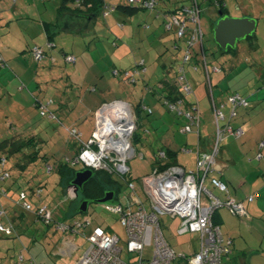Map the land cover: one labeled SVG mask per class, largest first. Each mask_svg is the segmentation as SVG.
<instances>
[{
	"label": "rangeland",
	"instance_id": "rangeland-1",
	"mask_svg": "<svg viewBox=\"0 0 264 264\" xmlns=\"http://www.w3.org/2000/svg\"><path fill=\"white\" fill-rule=\"evenodd\" d=\"M24 1H27V5L23 9L19 8ZM62 1L20 0L16 5V11L24 14L25 18L14 20L15 18L12 17L13 23L28 22L31 28L17 25L10 34H6L8 32L6 28L0 30L1 41L4 40L3 34H6L5 37L11 40V46H25L13 58L6 56L9 60L8 65L0 64V84L7 91L6 94L0 93V144L12 138L25 142V145L16 152H12L11 144L0 150L2 156L7 158V166L0 165V171L9 170L12 177L7 181L9 183L16 181V186L25 188L35 205L48 206L52 210L54 224L56 221L92 219L91 224L83 228L80 234L71 237L73 243L78 246L71 259L75 260L80 255L83 256L89 247L84 233H90L93 227L100 225L121 237L120 244L124 248L123 258L126 261L133 260L134 254L126 252L127 233L118 214L111 213L103 203L96 202H91L86 213L76 212L74 208L77 209L82 197L79 192L76 194L75 190H72L71 184L62 185L59 168L67 164L68 160L76 158L82 143V137L80 136L81 140L75 138L69 128H79L83 133V141L88 142L92 138L96 122L89 103L96 102L99 95H103L108 102L122 98L132 106L137 104L144 108L140 116L141 126L135 133L137 139L132 140L136 154L128 161L138 186L142 183L141 178L153 173L157 166L155 160L160 157V150L169 148L168 141H172L171 145L176 148L186 145L193 148L198 139L195 133H184L180 130L187 123L186 118H179L180 122L173 121L176 112L168 110L166 101L163 103L164 106L162 105L157 99L160 97L159 93H156L155 97L149 93L150 89L144 86V79L150 81L152 78L157 80L164 77L163 70L167 62L173 60L178 63L183 62L186 54L185 42L182 43L181 48L175 46V35L165 26L162 7L168 4L167 9L175 10L176 7L190 5L192 0H159L157 9L153 11L141 9L135 14H127L117 9L106 16L105 8L100 6L94 11L92 19L85 14L70 16L67 18L70 22L60 19L58 28H54L56 34L51 32V39L54 41L52 42L57 44L52 47L48 43L50 37L44 32V27L47 22H59L57 20ZM104 1L110 6L117 4L132 6L128 0ZM225 1L227 2L225 14H230L232 17L252 16L259 24L253 35L238 42L237 49L230 48L223 53L214 38V23L221 16L220 8L215 0H198L202 5L201 26L204 30V47L210 63L213 95L216 97L218 107L228 103V94L230 95L231 92L238 91L246 95L249 85L264 80V0ZM14 13L11 11L10 16ZM66 23L70 24L68 28L64 27ZM188 38L187 35L184 39L188 40ZM39 45L47 50L45 58L40 60L34 55V50ZM5 48L6 46H0L4 55ZM192 50L197 56L195 62L199 70L194 71L192 63L185 64V73L188 74L194 88V92L188 97L191 101L195 96L200 100L201 136L204 139L208 135L210 137H214L215 133L217 135L218 122L215 120L212 108L208 74L204 64L199 62L203 58L201 44H197ZM63 52L75 55L78 62L68 63ZM143 59L146 70L142 73L139 69V73L135 75L138 78L137 83H131L125 77L114 75L115 69L131 70L133 64ZM214 64L223 66V73L213 71ZM174 74L175 70L168 76L174 78L176 77ZM154 79L152 84L156 81ZM99 81L102 87L99 86L97 93L92 90L89 92V88L97 87ZM144 88L148 90L147 99H144ZM35 102L40 105L37 106ZM147 108H150L153 114H149ZM222 108L228 116L229 110L233 107L228 103ZM43 110L46 115L42 114ZM165 117L170 119L166 120ZM164 126L167 129L165 131ZM31 136L36 139L28 143ZM226 139L221 142V148L224 147ZM33 153L38 154L35 159L30 156ZM18 164H23L22 170ZM50 166H53V169H50ZM81 168L83 165L79 163L75 169ZM112 180L118 184L116 190L118 201L126 204L128 193L126 182L117 175H113ZM16 186H13L10 194L12 200L2 202L8 207L9 218L15 223L16 230L10 236L0 231V261L3 260L7 264H11L12 261L13 264H32L30 260L35 258L39 262L40 259H44L50 264H62V258L56 263L53 256L55 252L50 247L54 245L53 242L61 238V234L54 232V228L49 229L45 221L38 220L33 211L27 212L17 206L15 202L19 197L17 192L19 187ZM39 186L43 187L41 197L33 193V189ZM214 193L221 197L215 191ZM139 194L145 205L149 207L150 201L146 195L142 192ZM203 198L206 199V195ZM0 222L6 226L10 224L7 216L2 217ZM161 224L165 238L178 255L174 264H188L181 260L179 254H192L191 246L198 240L196 234L190 232L179 234L181 228L179 217L162 215ZM26 248L29 252L25 250ZM153 248L154 246L151 245L144 250L146 259L152 258ZM21 254L27 259L20 261ZM63 258V263H71L70 256Z\"/></svg>",
	"mask_w": 264,
	"mask_h": 264
},
{
	"label": "built area",
	"instance_id": "built-area-1",
	"mask_svg": "<svg viewBox=\"0 0 264 264\" xmlns=\"http://www.w3.org/2000/svg\"><path fill=\"white\" fill-rule=\"evenodd\" d=\"M137 6H143L153 9L156 5L155 0H129ZM115 7L106 5L105 15H108ZM202 6L197 0H193L191 6L179 9L176 13L168 15L167 28L177 27L178 36H185L190 32L189 43L194 44L203 42V29L201 26ZM189 23L192 27H189ZM54 47L56 44L50 42ZM35 57L44 59L45 52L43 48L37 46L34 50ZM4 59L0 56V60ZM188 55L185 57L187 61ZM66 60L69 63L76 61L75 55H67ZM143 65V62L140 63ZM145 70L141 68L140 71ZM184 73V67L181 69ZM215 70H218L215 68ZM115 73H117L115 71ZM124 77L129 82H135L134 72L124 73ZM181 90L190 92L191 86L186 76L180 77ZM232 109L229 114L222 108L215 107V120L218 122L216 129L217 135L213 150L208 153L197 151V160L195 169L188 170L180 165L171 164L163 169L155 171L148 176L141 178V184L135 182L128 161L130 157L136 154V148L133 146V138L138 123L136 115L131 105L124 100H113L103 103L96 111V127L92 138L88 142H83L80 152L75 159L68 160L73 167L82 163L84 167H91L94 170L106 171L111 175H117L126 182L128 193L126 195V204L117 202L114 205L105 204L108 211L118 214L121 224L126 229L127 246L126 252L133 253L134 259L126 261L123 258L124 248L121 246V237L117 233H112L104 226L96 225L90 233H86V239L89 243L88 249L83 253L81 259L76 264H174L178 258L177 252L170 246L165 238L162 228V215L179 217L181 219V228L179 234L186 232L198 235L200 247L198 252H192L189 255L179 254L181 260L188 264H225L224 256L228 255L232 249L231 241L226 242L223 237L222 227L215 223L214 212L220 207H226L229 211L239 217L248 215L244 202L236 201L233 197L221 199L215 195L207 184L210 179L211 184L227 194L230 193L228 186L221 179L212 176L216 170L218 153L221 148V142L229 135L240 137L244 133L243 128L234 127L231 120L237 116L239 106H248V100L240 93L230 95L228 100ZM43 107L44 104H41ZM173 107V104H169ZM127 108V112H123ZM195 109V108H194ZM151 111V109H148ZM111 112L113 118L105 120L106 112ZM152 112V111H151ZM43 115L46 112L42 111ZM186 121L183 127L184 133H196L199 135L201 121L199 115L194 113L184 114ZM226 121L224 125L220 123ZM69 131L75 138L81 139V132L78 128H69ZM160 157H165L166 153L160 151ZM8 172L0 175V180L7 178ZM72 190L74 187L72 186ZM140 192L144 193L150 201L149 207L142 200ZM70 195L72 193L70 191ZM206 195L208 204L203 201ZM20 202L24 208L31 210L32 205L28 202L25 192L19 196ZM249 200L253 196L248 197ZM5 211L0 208V215ZM40 214L43 220L49 222L51 211L45 208L41 209ZM92 219L86 218L84 222L75 221L73 224L59 225L62 231L78 233L81 228L91 224ZM0 230L10 235L13 226L6 227L0 223ZM153 245V256L151 259L145 258L144 250ZM24 259L23 255L20 256Z\"/></svg>",
	"mask_w": 264,
	"mask_h": 264
},
{
	"label": "crops",
	"instance_id": "crops-1",
	"mask_svg": "<svg viewBox=\"0 0 264 264\" xmlns=\"http://www.w3.org/2000/svg\"><path fill=\"white\" fill-rule=\"evenodd\" d=\"M19 2L20 0H0V30L6 28L8 30L6 34H10L13 28L16 27L17 25L19 27H26L27 29L31 28V24L28 22L17 21L18 22L17 24L13 23V18H15L14 20L25 18L24 14H19L16 11L17 9L16 5ZM26 5H27V1H24L21 5H19V8L23 9ZM11 11L15 12L13 16H10ZM19 11L21 10L19 9ZM72 15H77V14H74L66 10L63 11L59 10V18L57 21L61 19L60 21L70 22L69 20H67V18H70V16ZM87 16H89V19L94 18V14H89ZM60 21L58 23H49V22L45 23L44 32L47 33L49 37L52 36L51 32L53 33L56 32L54 28H58L59 24L61 23ZM166 21L167 20L164 17V22ZM69 25H70L69 23H66L64 27L68 28ZM50 27L52 28V30ZM6 34H3L4 40L3 41L0 40V42H2L0 46L1 47L6 46L4 51L5 55L3 54V50L1 49H0V55L1 57L5 58L8 65L9 60L8 58H6V56L7 55L9 57L12 56L13 58L14 56H16V53L22 50L25 46L24 47H18L15 45H14L15 47L11 46L10 44L11 40H9V37H5ZM258 40L256 42H258ZM44 50L46 56L47 50L45 47ZM76 62H78V60H76ZM178 65L179 63L176 60L175 61L173 60L171 62L168 61L167 65L164 66V70H163L165 75L164 77H161L157 80L152 78L150 79V81L144 79L145 80L144 86L146 88L152 87L154 90V91L151 90L149 93H152L153 95H155V97H156V93H159L161 96L163 87H161L159 80L167 79V78L171 79V77H169L170 75L168 76V74H170V72L174 70L176 73V69ZM3 66H6V64ZM153 79L156 80L154 84L151 83ZM101 81H103V79H101ZM101 81H99L98 83L99 85H97V87L95 86L90 87L89 92H91L90 90H92L95 91V93H97V89L99 88V86L102 87ZM211 85H212L211 94L214 97L215 104L218 106L216 97L213 95L214 85L212 84V80H211ZM2 92L5 94L7 93L6 89L4 87L2 88L0 84V93ZM234 92L240 93L238 91H233L231 93ZM148 95H149L148 90L144 88V99H147ZM246 95L244 96L247 98L249 102L248 106H239L237 109L238 114L232 121L235 127L241 126L244 130V133L240 135V137H234V136L227 137V139L224 141L225 143L224 147L220 148V151L218 153L217 164H216L217 168L212 173V176L221 178L226 183V185L228 186V190H230V193L227 194L226 192L215 188L211 184L210 179L207 181L209 188L213 190V192L215 191L217 194H219V196L221 195V197L219 198L226 199L229 195L230 197H233L236 201L244 202L246 205V210L248 212V215L244 217H239L231 213L229 209L226 207H220V209L214 212L215 214L214 221L215 223H217L222 227L223 237H225V241L232 242V244L230 245L232 251L228 255L224 256L225 264H264V80L261 83L259 82L258 84L254 83L249 85L246 90ZM195 98L198 99L197 96H195ZM157 99L163 105V102L160 99V97H158ZM106 100L107 99H105L103 95H99L95 100L96 102L90 101L89 103L90 111L93 113L95 122H96V111L103 103L108 102ZM81 101L83 102L84 100L81 98ZM211 102H212V98H211ZM36 103L37 102H35V104ZM36 105L39 106L40 104L37 103ZM227 105L228 103L225 105V107ZM131 107L133 112H135L136 120L138 123L137 128H138L141 126L140 116L143 113V111L137 110L138 108L137 104H133V106L131 105ZM175 116L176 117L173 119V121L180 122L179 118L181 117L178 114H175ZM165 119L169 120L170 118L168 119L167 117H165ZM165 130H167L166 127L164 131ZM180 130L182 131V127ZM79 131L81 132L80 129ZM215 135L216 133L214 134V137L213 136L210 137V135H208L207 138L204 139L202 138V136L198 138V136L196 135L198 139L194 143L193 148L192 147L190 148V145L176 148L171 145L172 141L170 142L168 141L167 144L169 145V148H167V150L163 148L160 150L166 152L167 154L165 157H160L158 160H155V162L156 161L159 162L157 163V166L155 167V170L153 172L159 170L158 169L159 165H165L171 162L177 163L186 169H190V170L195 169L196 160H197V151L200 150L203 151L204 153L206 152L210 153L215 145L214 143ZM81 137H82V141H81L82 142L81 145H82L83 142H87V141H83L82 132H81ZM170 152H174L176 154H173V156L171 157L169 155ZM179 152L181 154H179ZM10 184L11 183L9 182L0 183V188H4L8 190V188L9 189L11 188ZM11 193L12 192H9V194ZM250 196H253L252 200L248 199V197ZM0 200L2 202L3 200H6L7 202L8 199L2 197ZM203 201L205 204L209 203L207 198L206 199L203 198ZM4 215L5 214H2L1 216ZM8 219H9V213H8ZM49 229H53L54 232L56 233L58 232L61 234V238L57 240V242H53L54 243L53 246H50L53 248V252H55L53 256H55L56 263L58 262V259L61 260L62 258V264H66L63 263L64 261L63 257L66 256L69 258L70 256V260H71L70 264H76L81 259V255L78 258H75V260L74 258L71 259L73 254L78 250V246L73 243L71 237H75L77 236V234L71 232L63 233L58 231L55 227H49ZM196 237L198 240L195 245L191 246V252H198V249L200 247V241L197 234ZM62 244H64V246ZM25 250L29 252V249L26 248ZM9 254L10 252L8 253V255ZM22 255L25 259L26 257L24 256V254H21L20 256ZM1 258L3 259L4 256H2ZM24 259L21 260L20 258V261H23ZM40 260L41 261L39 262L36 261V259L34 258L30 261L32 264H34V262L35 264H50L48 260H44V259H40ZM12 262L11 264H13ZM0 264H7V263H4V261L1 260Z\"/></svg>",
	"mask_w": 264,
	"mask_h": 264
},
{
	"label": "trees",
	"instance_id": "trees-1",
	"mask_svg": "<svg viewBox=\"0 0 264 264\" xmlns=\"http://www.w3.org/2000/svg\"><path fill=\"white\" fill-rule=\"evenodd\" d=\"M192 1H191V4H192ZM155 2H156V4H155L156 6L153 9H148L146 7H143L142 5L141 6H137V5H134L131 2L130 3L132 4V6L131 5L124 6V5H121V4H117V6H111V7H115L114 10H112L111 12H113V11H115L117 9H120L121 11H123L124 13H127V14H135V13L139 12L141 9L153 11V10L157 9L159 0H155ZM215 2L218 5V8H220L219 11H221L222 13H226L225 9L227 7V2L225 0H215ZM191 4L188 5V6H191ZM106 5L107 4H106V2L104 0H63L62 3L59 6V9H60V11L66 10V11L72 12V13L77 14V15H82V14L89 15V14H93L94 11L97 8H99L100 6L106 8ZM200 5H201V3H200ZM167 6H168V4H167ZM167 6H164L163 7V12H165L163 14V16L167 20L165 22V26H166V24L168 23V20H169L168 19V15L173 14V13H176V11H178L179 9L188 7V6H182L180 8L179 7L178 8L176 7L175 10H170V9H167ZM201 11H202V9H201ZM188 26L189 27H192V24L189 23ZM177 29L178 28L175 27V26H172L171 28H167L168 31H171V32L174 33L175 39H176L175 46L177 48H181L182 45H183L182 44L183 42H185L187 44V47H186V50H185L186 51V54L184 55L183 62H180L179 65H178V67H177V69H176V73H175L176 77L171 78V79L167 78V79H160L159 80V83L161 84V87H163L162 93H161V96H160V99L162 100L163 103H165V101L167 102L168 110H171V111L176 112V114H178L180 117H185L184 114H186V113H194L195 115L198 114L199 115V120L201 121L200 128H199V132H200L201 131V124H202V120H201L202 109H201L200 102H199L198 99L195 98V99H193L191 101L189 99V97H188V95H191L194 92V88L192 86V83L190 82V79H189L188 74L185 73V70H186L185 64L192 63V65L194 66V71H198L199 70V66L195 62V58L197 56L195 54H193L194 51L192 50V48H194V46H196L197 44H201V50H202L203 58L199 62L203 63L204 66H205L206 73L208 74L209 92L212 93L210 63L207 60V54H206V50H205V47H204V39H203V42H201V43L198 42V43L190 44L189 43V38H188V40L187 39L186 40L184 39L187 35L188 36L190 35V32H189L190 30L188 31L187 34H185V36H178ZM202 29H203V27H202ZM203 38H204V30H203ZM52 41L53 40L51 39V36H50V38L48 39V43H50ZM55 46H57V44ZM40 47L43 48V50H44V47H42V46H40ZM44 52H45V50H44ZM222 52L225 53V51H223V50H222ZM67 55H71V54H68V53L63 52V56H65V58L67 57ZM187 55H188L189 59L186 61L185 60V57ZM141 62H143V65L140 64ZM0 63L1 64L4 63L2 65H5V64L7 65V62H6L5 58L2 59V60H0ZM182 66L184 67V73H182V71L180 70ZM142 67L145 68V70H146L145 60L144 59L142 61L138 62L137 64H133L131 70H121V69L118 70V69H115L114 70V75L117 76V77H120V76L124 77V73H126V72H132V71L136 75V74L139 73V69H141ZM213 67H214L213 68V71L218 72V73H223V70H224V67L223 66H217V65L214 64ZM215 68H217L218 70H215ZM191 69L193 70V68H191ZM115 71L117 73H115ZM143 71L144 70H142L140 72L143 73ZM183 75L186 76L187 80L190 83V86H191V91L190 92L181 90V85H180V80L181 79H180V77L183 76ZM135 78H136L135 82H132V83H137V81H138L137 76ZM149 89H150V91L151 90L154 91L152 87L149 88ZM233 94H236V93L234 92V93H231L230 95H233ZM230 95H228V96L230 97ZM211 96H212V94H211ZM229 97H228V100H229ZM211 98H212V106H213L212 108H214V106L215 107H218L215 104L214 97L212 96ZM169 104H173V107L171 108ZM226 104H223L221 107H218V108H222ZM137 110L138 111H142V110L144 111V108H143L142 105H138ZM147 110H148V108H147ZM151 111L149 112L150 114L153 113V111L152 112ZM237 114H238V111H237ZM214 116H215V108H214ZM232 121L233 120H231V124L233 125ZM225 123H226V121L221 122L222 125H224ZM136 130H135V133H136ZM135 133L133 135H134V138L137 139V135ZM200 135H201V132L199 133V135H197L198 138L201 137ZM33 139H36V137L34 138V136H31L28 139V143H29V141L31 142V140L33 141ZM8 144H11V146H12L11 147L12 152H16V151H18L20 149V147H22V146L25 145V142L19 140L18 138L17 139H13L12 138L9 141H6V142L0 144V150L4 149L6 147V145H8ZM173 154H176V153L170 152L169 155L172 157ZM37 155L38 154L33 153L30 156L35 159L37 157ZM6 160H7V158L4 157V156H2V154L0 153V165H2L3 167H6L7 166ZM156 160H158V159H156ZM158 162L159 161H156L155 163L157 164ZM171 164H177V163H172L171 162V163H168V164H165V165H159L158 169L159 170L160 169H163L166 166H169ZM18 165L21 166L20 167V170H22V168L24 167L23 164H18ZM177 165H179V164H177ZM188 170H190V169H188ZM75 171H76V169L74 167H72L69 162L67 164H65V165H61L60 166V168H59V174H61V183H62V185L66 186V185H69L70 184L71 180L74 178ZM7 172H8L7 178L3 179L5 182L3 180H0V183H7L8 182L7 180L12 177L11 176V172L9 170H5V169H3L2 171H0V175H2L4 173H7ZM96 172H97V175L94 178L90 179V181L88 183H86V186H85L84 190L83 191H79V195L82 198H81V200H79V203L78 204H80V201H82L83 199H90V198L91 199H99V198H102V196H104L105 191H107V190H113V189L117 190L118 189V184L114 180H112V175L111 174H109L108 172L103 171V170H101V171H98L97 170ZM132 179H134V177ZM15 182L16 181L11 182V184H10L11 185V188L10 189L8 188V190L7 189H4V188H0V199L2 197H5L8 200H10V199L12 200V196L9 194V192H12L13 186H16ZM16 187H19V189H17L18 190L17 191L18 192V196H20V193L21 192H25L26 193V196L28 198V202L32 205V209L31 210H28V209L24 208V206L20 202L19 197L17 198V200L15 202L17 204V206L21 207L23 210H25L27 212L28 211L29 212H32L33 211L36 214L37 219L38 220H41L43 222L45 220H43L42 215L40 214L41 209L45 208V209L51 211V219L49 220V222L45 221L46 224H48L49 227H52L53 226V227H55L60 232L68 233V232H71V231L70 230H68V231H62L60 228H58V226L59 225H62V224H66V225L73 224V222H75V221H80V220H75V221H72V222H59V221H56L55 224H54L53 223L54 221H52V217H53L52 210L49 209L48 206H46V205H44V206L43 205L42 206L41 205H35L33 203V201L30 200V198L28 196L29 193H28V191L25 188L21 187L20 185H17ZM42 192H43V187L42 186H39L38 188L33 189V193L34 194H37L39 197L42 196ZM117 200H118V197H117ZM78 206L76 207L77 209H75L73 207L76 212H78V209H79ZM0 208L5 211V213H4L5 215L4 216H7V218H8V207L5 206V204L3 205V203H2L1 200H0ZM4 216H1V218L4 217ZM8 220L10 221L9 226H13V231H15L16 230L15 223H13L10 218ZM85 220L86 219H83L81 221L84 222ZM0 223H2V222H0ZM2 224L4 226H6L4 223H2ZM9 226H6V227H9ZM83 228H86V227H83ZM83 228H81L78 233H75V232H71V233L80 234V232H82L81 230ZM0 231H2V230H0ZM2 232H4V231H2ZM84 234H86V233H84ZM6 235H8V234H6ZM10 235H12V233H10ZM10 235H8V236H10Z\"/></svg>",
	"mask_w": 264,
	"mask_h": 264
},
{
	"label": "water",
	"instance_id": "water-1",
	"mask_svg": "<svg viewBox=\"0 0 264 264\" xmlns=\"http://www.w3.org/2000/svg\"><path fill=\"white\" fill-rule=\"evenodd\" d=\"M220 18L214 23V38L223 51L237 49V44L242 39H247L253 35L258 28V20L252 16L232 17L220 11ZM97 172L91 167H83L75 171L74 178L70 184L75 188V193L83 191L86 183L94 178ZM116 190H107L104 196L99 199H83L79 204L78 213H86L91 202L114 205L117 203Z\"/></svg>",
	"mask_w": 264,
	"mask_h": 264
},
{
	"label": "bare ground",
	"instance_id": "bare-ground-1",
	"mask_svg": "<svg viewBox=\"0 0 264 264\" xmlns=\"http://www.w3.org/2000/svg\"><path fill=\"white\" fill-rule=\"evenodd\" d=\"M127 111H128L127 108L125 110H123V112H127ZM105 116H106V118H104V119L106 121L113 118V114L111 112H108V111L106 112Z\"/></svg>",
	"mask_w": 264,
	"mask_h": 264
},
{
	"label": "clouds",
	"instance_id": "clouds-1",
	"mask_svg": "<svg viewBox=\"0 0 264 264\" xmlns=\"http://www.w3.org/2000/svg\"><path fill=\"white\" fill-rule=\"evenodd\" d=\"M104 13H105V9H104ZM110 13H111V12H110ZM110 13H109V14H110ZM104 15H105V14H104ZM105 16H106V15H105ZM44 57H45V56H44ZM76 60H77V57H76ZM67 62H68V61H67ZM75 62H76V61H75ZM68 63H69V62H68ZM248 104H249V102H248ZM237 109H238V108H237ZM234 118H235V117H234ZM234 118H233V119H234ZM136 122H137V120H136ZM81 146H82V145H81ZM80 148H81V147H80ZM80 148H79V149H80ZM80 150H81V149H80ZM80 150H79V152H80ZM79 152H78V153H79ZM78 153H77V154H78ZM70 165H71V164H70ZM72 167H73V166H72ZM83 167H84V166H83ZM74 168H77V167H74ZM50 169H52V166H50ZM95 171H97V170H95ZM112 176H113V175H112ZM74 190H75V188H74ZM116 195H117V193H116ZM117 197H118V195H117ZM117 197H116V200H117ZM73 198H74V197H73ZM117 202H118V200H117ZM104 205H105V204H104Z\"/></svg>",
	"mask_w": 264,
	"mask_h": 264
}]
</instances>
